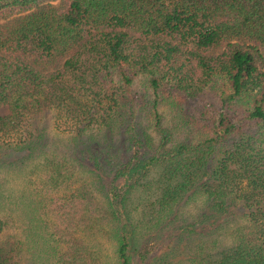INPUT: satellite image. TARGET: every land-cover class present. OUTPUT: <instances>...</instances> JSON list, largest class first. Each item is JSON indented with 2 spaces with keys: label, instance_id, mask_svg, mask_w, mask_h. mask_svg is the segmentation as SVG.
<instances>
[{
  "label": "trees",
  "instance_id": "1",
  "mask_svg": "<svg viewBox=\"0 0 264 264\" xmlns=\"http://www.w3.org/2000/svg\"><path fill=\"white\" fill-rule=\"evenodd\" d=\"M0 105V264H264V0H0Z\"/></svg>",
  "mask_w": 264,
  "mask_h": 264
},
{
  "label": "rangeland",
  "instance_id": "2",
  "mask_svg": "<svg viewBox=\"0 0 264 264\" xmlns=\"http://www.w3.org/2000/svg\"><path fill=\"white\" fill-rule=\"evenodd\" d=\"M53 2H56V0H53ZM135 84L136 83H134V88L137 89V87H136L137 85H135ZM5 112H7V108L4 105H0V113H5ZM166 245H167V243L163 242L159 246L153 247L151 249L152 255L147 259V262H148V260L152 261L153 258L161 256L160 254L162 253V250H165V248H166V250L170 248ZM102 246H103V248H102L103 252L105 254H108L110 252V246H108L107 243L102 244ZM184 246H185L184 243L181 241L177 245L178 249L174 250V252L169 253L168 256H166L163 259H159L158 261H160V264H167L166 262L168 260H170L172 262H176L177 264H192L191 260L193 258H195V254L190 253V252H186V250L184 249ZM42 262L32 261L30 255H29V252H24V254L21 257L20 264H47V263H44L43 259H42ZM172 262L168 263V264H172ZM48 264H54V263L48 262Z\"/></svg>",
  "mask_w": 264,
  "mask_h": 264
}]
</instances>
